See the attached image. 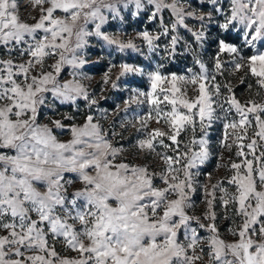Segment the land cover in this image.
Segmentation results:
<instances>
[{
  "label": "snow or ice",
  "instance_id": "snow-or-ice-1",
  "mask_svg": "<svg viewBox=\"0 0 264 264\" xmlns=\"http://www.w3.org/2000/svg\"><path fill=\"white\" fill-rule=\"evenodd\" d=\"M31 2L34 23L16 0H0V264H264V0ZM126 16L156 26L136 35L146 59L162 52L174 61L182 47L199 66L177 73L124 62L115 79L117 65L105 74L113 89L129 75L148 78V91L125 100L147 114L118 125L136 128L131 148L145 163L125 155L116 123L89 114L98 101L82 83L90 37L145 55L135 39L104 30ZM209 26L218 29L211 71L196 51ZM226 73L248 98L218 81ZM81 101L89 112L76 123ZM217 125L229 154L217 167L227 174L213 183L205 173L202 183ZM197 193L204 207L190 214Z\"/></svg>",
  "mask_w": 264,
  "mask_h": 264
},
{
  "label": "rangeland",
  "instance_id": "rangeland-1",
  "mask_svg": "<svg viewBox=\"0 0 264 264\" xmlns=\"http://www.w3.org/2000/svg\"><path fill=\"white\" fill-rule=\"evenodd\" d=\"M16 3L20 18L28 23H34L35 21L32 20L30 17L36 16L38 18V14H39L38 6L34 8L31 0H16ZM206 10L207 9H203V11ZM188 22L190 25H196L197 27H199V25L196 24L195 20H190ZM144 23H147V21L144 20ZM104 30L109 33L118 35L119 38L122 40L128 38L135 39L136 43L142 45V50L145 52V55H141L140 53L134 52L132 50H128L126 52L121 53L116 50L115 46L107 45L102 41H99L96 37L89 38V45L86 49L87 51L86 59H88L89 62L82 69V71L85 73L87 78L82 80V83L88 89L90 95L94 94V98H96L98 101L97 105L93 106V110L89 114H93L97 119L100 120L101 124L104 125L106 128L113 123L117 124L116 130L118 132L122 131L124 136V139L119 140V143L124 144L125 148L129 149V151L125 153V155L129 157V159L135 157L136 162L138 163L149 162L151 159L150 157L141 156L135 153V150L131 148V143H134L135 139L138 138L136 133V128L129 126L125 131L120 129L118 126L119 122L125 118L131 120L134 116L147 114L148 111L147 105L144 106H137L135 104L125 105V100H127L128 96L132 94V90L134 89H139L140 91H148L149 90L148 78L147 76H141L138 74L129 75L122 78V82H120V86L117 89H113L111 87V83L108 84L104 83L105 74L109 73L110 66L112 64H115L117 65V67L113 68L109 73L111 78L115 79V76L119 72V64L124 62L146 67L149 70L153 69L157 63H165L164 71L177 72V73H182L187 68H193L194 70L198 71L199 66L193 64L192 54L190 52L184 51L182 47L178 48V51L181 52V55H179L174 61H169V62L163 61L161 57H163L164 53L162 52L153 55L151 59H146V55H147L146 45H143L139 39H136L137 33L144 29H139L138 27H136V25L133 22V17L131 16H126V18L123 21L110 20L109 23L105 25ZM149 30L155 31L156 26H154L152 29ZM211 31H212V26H209V32H208L209 36L211 35ZM181 35H183L185 39H189V34L181 31ZM196 51L197 53H199V56L202 60L205 59L204 62L211 71L212 58L216 53V48L209 50L204 45L203 49L197 48ZM222 59H228V57L222 56ZM68 71L70 72L71 69L69 68ZM67 78L70 79L71 77L67 76ZM217 79L218 81H224V79L219 75L217 76ZM226 80H230L233 86L234 84H239V81L234 77L228 76V79L226 78ZM252 92L253 93L255 92V87L253 88ZM250 94L251 93L247 88L240 89L238 93V98L243 100L248 98ZM189 95H192L191 91H189ZM104 100H108L109 102H111L113 104L112 108H108L104 105H100L101 102H104ZM125 107L128 108L127 113H125L124 111ZM78 109H79V114H77L75 122L82 123L84 118V113L89 112V109L87 108L86 103L83 101L79 103ZM60 112L74 113L75 110L67 107H61ZM102 112L105 113L104 116L101 115ZM49 115H51V113H49ZM53 118H60V117L54 116ZM138 126L139 125L137 122V127ZM156 126L157 125L155 124V122H152L150 124V127H156ZM221 132L222 129L220 128L219 125H217L212 130V136H211V144L212 147L214 148L215 164L211 168V171L208 173L212 174L213 183L215 182V179L221 178L227 174L225 169L217 167L218 163L223 164L225 162L224 160H219V156L221 152H223L225 158H227V156L229 155L227 152H224L223 149H221L218 144V138L220 137ZM59 138L61 140H67L70 138V134L65 132L63 135H59ZM204 166H202V169ZM200 180L202 183L207 182L205 179V173H203L202 171H201ZM200 196L201 194L197 193L196 196L194 197L195 207L192 209L190 214L199 215L201 209H203L204 205L201 202ZM226 227H227V222L222 221L220 224V230L221 233H224L225 235H226ZM226 238L230 239V237L227 236ZM71 254L74 255V253Z\"/></svg>",
  "mask_w": 264,
  "mask_h": 264
},
{
  "label": "trees",
  "instance_id": "trees-1",
  "mask_svg": "<svg viewBox=\"0 0 264 264\" xmlns=\"http://www.w3.org/2000/svg\"><path fill=\"white\" fill-rule=\"evenodd\" d=\"M133 22L136 25V27H138L139 29H144V28H148V29H152L155 25L150 24V23H144V19L142 18H137V17H133ZM217 32L218 29H216L215 27H212V31H211V35L208 37V41L205 43V46L211 50V49H215L216 48V43L214 42L217 36ZM213 34V35H212ZM231 42L233 43H239L238 39L232 38ZM245 54H248L247 52ZM187 60V59H186ZM205 59H203L204 61ZM224 80H226V78L228 79V75L227 73L225 74L224 77H222ZM234 88L236 91V95L238 97V93L240 89H245L246 86L241 85V84H234ZM100 105H104L108 108H112L113 104L111 102H109L108 100H104V102H101ZM214 149V148H213ZM215 164V158H214V152H213V156L212 158L209 160L208 163H206V165L203 167L202 172L203 173H208L211 171V168L213 167V165Z\"/></svg>",
  "mask_w": 264,
  "mask_h": 264
}]
</instances>
